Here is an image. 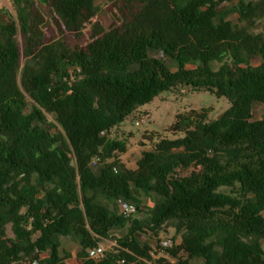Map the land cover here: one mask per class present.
<instances>
[{
	"label": "trees",
	"instance_id": "obj_1",
	"mask_svg": "<svg viewBox=\"0 0 264 264\" xmlns=\"http://www.w3.org/2000/svg\"><path fill=\"white\" fill-rule=\"evenodd\" d=\"M12 2L14 23L0 15V264H264V0ZM102 2L106 24L93 21ZM47 17L65 33L48 39ZM177 86L230 107L178 114L169 130L184 135L127 167L110 132ZM171 231L157 251L139 238ZM63 237L79 244L74 263ZM103 240L117 246L95 261Z\"/></svg>",
	"mask_w": 264,
	"mask_h": 264
},
{
	"label": "rangeland",
	"instance_id": "obj_2",
	"mask_svg": "<svg viewBox=\"0 0 264 264\" xmlns=\"http://www.w3.org/2000/svg\"><path fill=\"white\" fill-rule=\"evenodd\" d=\"M43 9L46 6L42 5ZM0 15L5 22L14 23L15 11L12 0H0ZM112 13L109 10V4L106 2L101 3V11L94 18V22L99 20L103 21L104 24L109 23ZM236 14L230 15L228 18L236 20ZM264 24V21L262 22ZM45 32L47 38H53L65 33V28L58 21H55L51 17L45 19ZM263 24L258 28L261 30ZM17 43L21 49H23V42L21 33L18 32L15 36ZM85 41V39L83 40ZM25 59L23 58L22 61ZM215 68L219 67V64L214 65ZM210 109V118L215 119L221 116L230 107V102L226 97H219L214 92L208 90L195 91L191 88L184 86H177L171 90L159 93L150 103L138 107L120 126L114 128L110 132L112 139L122 140L127 145V153L125 154L126 160L129 167H134L135 162L140 155L141 149H152L155 143L162 138H178L184 134L179 132L174 134L169 130V127L175 122L176 116L186 111L201 108ZM255 118L264 117V105L256 103L254 107ZM49 120L55 123L54 116L47 115ZM142 116H146V121L137 125L136 121ZM116 157L123 155L117 152ZM143 205L147 210L153 205L150 198L143 196ZM120 211V209H119ZM264 215V212H263ZM128 229L123 228L114 230L112 235L114 237H123L126 235ZM11 234L10 229L8 230ZM174 232L171 231L169 234L160 233L159 237H155L152 233H145L139 235L140 240L149 243L154 251H157V245L159 244L158 238L160 239H171ZM177 243L180 242V237H174ZM62 254L64 251L70 252L72 257L69 259L70 263L75 262V256L79 249L78 242L71 240L70 238L63 237L62 239ZM105 247L106 251L115 249V240H103L100 243ZM201 262L200 260L194 261V264Z\"/></svg>",
	"mask_w": 264,
	"mask_h": 264
},
{
	"label": "built area",
	"instance_id": "obj_3",
	"mask_svg": "<svg viewBox=\"0 0 264 264\" xmlns=\"http://www.w3.org/2000/svg\"><path fill=\"white\" fill-rule=\"evenodd\" d=\"M145 121H146V116H142L139 119H137L136 124L141 125ZM95 164L96 163L93 162V165ZM119 205H120V211L124 216H131L137 212V208L134 204H129V203L119 201ZM158 245L160 249H165V248L172 247L174 243L171 239L165 238V239H161ZM105 253H106V249L101 244H99L97 247H94L88 250L89 257L95 261H100L101 259H103L105 256ZM120 264H132V263H128L125 259H121Z\"/></svg>",
	"mask_w": 264,
	"mask_h": 264
},
{
	"label": "crops",
	"instance_id": "obj_4",
	"mask_svg": "<svg viewBox=\"0 0 264 264\" xmlns=\"http://www.w3.org/2000/svg\"><path fill=\"white\" fill-rule=\"evenodd\" d=\"M126 151H127V150H126ZM141 152H142V149L140 150V155H139L138 159H139L140 156H141ZM126 153H127V152L121 153V154H123V155H120V156H118L117 158H119L123 163L126 164L127 167H129V164H128V162H127V160H126V156H125ZM138 159L136 160V162H135V166L132 167V169L136 168V164H137ZM129 168H131V167H129Z\"/></svg>",
	"mask_w": 264,
	"mask_h": 264
},
{
	"label": "water",
	"instance_id": "obj_5",
	"mask_svg": "<svg viewBox=\"0 0 264 264\" xmlns=\"http://www.w3.org/2000/svg\"><path fill=\"white\" fill-rule=\"evenodd\" d=\"M144 215V214H143Z\"/></svg>",
	"mask_w": 264,
	"mask_h": 264
}]
</instances>
